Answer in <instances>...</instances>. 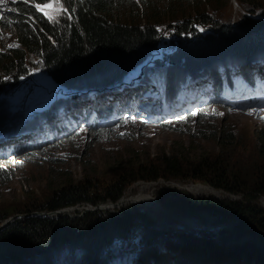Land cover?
Here are the masks:
<instances>
[{
	"label": "trees",
	"instance_id": "1",
	"mask_svg": "<svg viewBox=\"0 0 264 264\" xmlns=\"http://www.w3.org/2000/svg\"><path fill=\"white\" fill-rule=\"evenodd\" d=\"M51 1L17 2L12 5V11L0 20V32L6 30L11 32L19 48H9L6 53L0 52V94H5L6 88L16 83V76L23 78L30 73V69L23 66L25 57L32 59L36 63L34 68L47 75V82H44L48 88L46 94L49 91L56 94L54 100L45 102L43 107L31 108L24 122L18 121L8 125L6 124V121L10 120L8 114L4 112L0 114V135L2 132L18 135L34 133L32 139L29 138L25 145L17 148L0 147L2 162L8 161V158L13 156L18 159L23 153L24 156H29L50 141L72 135L73 131H70L72 124L75 128L84 129L91 135L101 134L109 130L111 124H121L128 120L130 116L121 111L126 107H134V115L137 118L139 116L144 123L136 109V102L141 96L133 94L131 88L137 84L144 88L142 93H146L152 85L157 89V99L161 108L158 118L161 125H165L164 118L172 115H168V112L179 105L176 101L178 93L197 80L204 78L209 81L211 90L209 96L214 100L218 99L221 93L236 89L230 74L233 70L239 72L246 88H255L259 84L255 78V71L259 64L264 63L261 61V56H264V20L260 19L261 16L255 17L256 19L251 18L259 10H252L254 0H236L237 3L246 5L249 10L234 23L214 20L210 13H199L198 9L193 15L182 12L180 19L165 22V25H162L163 30L168 33L167 38L163 39L165 51L161 56L156 55L151 61L149 58L161 50L160 21L155 20L142 26L119 22L120 14L113 16V12L119 11L122 4L129 0H60L63 11L54 21H50L35 8L37 3ZM168 1L181 5L182 1L190 0ZM196 1L195 3L199 5L202 0ZM139 3L143 7L150 5V0H141ZM262 14L264 17V11ZM135 70L137 73L132 76V82L121 86L124 81H129V75ZM140 71L142 75L137 79ZM223 78L229 82L221 84ZM172 85L175 87L173 88ZM124 89H126L124 95L118 100L121 108L114 113L118 102L106 104V100L112 97V92L120 93ZM76 92H79L78 100L73 98ZM9 97L11 95L5 97V100ZM183 98L186 99V96ZM5 100H0V107L3 109L6 107ZM207 103L213 105L211 100H207ZM216 107L220 105L216 104ZM192 111L196 113V117L199 115L198 109ZM177 118L187 119L188 114H180ZM230 135L231 133L228 134ZM230 162V159L222 161L220 158L216 161H201L196 169L192 170V175L188 179L208 183L214 189L222 190L232 196L243 195L246 200L264 197V172L260 169L261 176H255L251 180L241 178L234 175L236 173L233 172ZM183 169L182 163L175 158H164L155 167L146 169L140 166L137 172L140 173L137 174L138 178L130 180L135 182L137 179L142 181H156L160 178L180 179L183 176L181 172ZM7 175L6 169L0 165V185L8 180ZM235 179L240 180L234 181ZM83 183L84 181L77 186L69 184L68 190L63 189L64 191L53 193L49 199L41 202L44 205L35 206V203H32L30 209L16 212H53L58 209L75 208V202L85 199L79 198L84 195L82 192L79 193V187H91L86 182L85 185ZM125 186V183L119 182L104 189L94 197V202L117 201ZM125 197L122 198V202H125ZM71 200L74 202L69 203ZM176 200L178 201L176 207L199 223L205 220L203 217L217 221H225L233 217L264 234V210L243 205L238 201L196 199L192 196H183ZM87 219L89 222L84 224L80 231L77 229L74 235L65 239L59 236V239L66 241L68 240L66 238H71L70 243L85 254L90 264H96L98 259L96 251L106 247L111 240L119 237L130 238L136 219L144 221L147 227L156 225L155 221L145 214L128 210H123L114 218L101 217V213L97 211ZM65 223L69 221L63 217L31 218L12 222L0 231V264H49L48 247L60 242L56 241L55 230L52 229H60ZM81 231L83 237L77 240ZM147 233L152 240L153 237L165 238L168 232L147 229ZM246 233L237 234L243 236ZM175 235L182 241L179 243L188 256L200 251L202 253L214 251V255L220 248H224L223 244L218 247L213 246L211 234H207V237L182 233ZM216 235L225 238L236 233L222 232ZM147 240L149 241V238ZM148 241L146 243H149ZM245 245L231 248L234 256L237 257L249 248ZM94 249L96 250L93 255ZM214 257L216 258L217 255ZM253 257H248V261ZM257 258L264 260V255L258 253ZM248 261L240 260L235 264Z\"/></svg>",
	"mask_w": 264,
	"mask_h": 264
},
{
	"label": "rangeland",
	"instance_id": "2",
	"mask_svg": "<svg viewBox=\"0 0 264 264\" xmlns=\"http://www.w3.org/2000/svg\"><path fill=\"white\" fill-rule=\"evenodd\" d=\"M21 1L25 0H17V2ZM140 1H127L122 4L119 11L113 12V16H117L119 13V22L140 26L155 20L156 22L160 21L161 43L159 47L161 50L156 52L153 57L151 56L150 61L156 55L161 56L165 51L163 39L167 38L168 33L163 30L162 25H165V22L180 19L182 12L193 15L198 9L199 13H210L214 20L234 23L249 10L246 5H241L236 0H202L199 5L195 3L196 0L182 1L181 5L176 2L168 3V0H150V5L143 7L139 3ZM51 2L55 3V0ZM15 3L9 2L0 9L4 16L12 11V5ZM59 5V10L55 12V18L50 21L56 20L57 15L63 11L60 0ZM252 7V10H259L251 18L256 19L255 17L261 16L260 19L264 20L262 16L264 0H254ZM10 44H15L13 34L7 30L1 31L0 52L6 53L9 48L19 49L18 46L8 47ZM261 61H264V56H261ZM259 65L255 71V78L258 82H262L264 66ZM23 66L29 68L30 73L23 78L16 76V83L6 88L5 94H0V100H5V97L11 95L8 103L5 100V109L0 107V114L4 112L10 117V120L6 121L8 125H13L18 121L24 122L23 120L28 117L31 108L39 109L44 106L45 102L54 100L56 97V94L50 91L46 94L48 88L44 82H47V75L36 67L34 68L36 63L32 59L25 57ZM140 69L142 70V68ZM136 70L129 75V81H124L121 86L132 82L131 78L137 73ZM238 76L239 72L238 75L236 71L231 72V79L236 89L222 93L220 102L210 98L211 90L208 87V80L197 81L190 88L191 99L187 103L181 102L177 109L172 110L173 115L164 118L163 124L165 123V125H161L155 119L160 114L157 106L156 110L153 109V105L147 110L151 114L144 116L151 119L144 118L146 123H142L141 119L134 116V107H126L121 111L130 116L128 120L121 124H111L109 130L101 134L91 135L84 129L75 128L72 124L71 127L74 129L70 130L73 131L72 135L57 141H50L49 144H45L39 151L29 156H24L23 153L22 157L17 156L18 159L13 156L9 157L6 162L0 161V165L8 173V180L0 185V231L12 222L20 221L18 219L14 221L13 217L16 215L13 214H16V211L22 212L30 209L32 203H35V206H38L36 204L44 205L41 202H45L53 193L63 189L68 190L69 184L77 186L84 181L88 182L91 187L89 190L84 186L79 187V193H84L79 198L85 199H80L77 204L82 201L91 203V205H86L87 207L98 204V212L101 213V217L114 218L123 210H128L145 214L156 223L153 227H147L144 221L136 219L137 221L131 229L130 238H116L111 240V243L106 247L96 251L98 258L96 264H235L240 260L248 261V257L251 256L254 257L242 264H263L264 260L257 258V254L264 255V234L255 228L248 227L244 222L233 217L225 221L203 217L205 220L199 223L176 207L178 202L176 199L192 196L196 199L238 201L243 205L264 210V197L246 200L243 195L232 196L222 190L214 189L208 183L194 182L188 179L198 163L205 160L216 161L219 158L222 161L230 159L231 168L236 173L234 175L241 178L251 180L255 176H261L260 169L264 172V106L258 111L252 106L244 104L248 92L238 82ZM222 82L226 84L229 81L223 78ZM29 86L35 87L36 97L34 103L26 107L25 112H22L21 107L25 96L20 97ZM131 88L133 94H140L139 96L144 90L139 84ZM124 91L126 89L120 93L112 92V97L106 100V104L118 101L120 96L124 95ZM249 91H251V87H249ZM185 92L186 90H182L176 100L184 99ZM234 92H236L235 96H233ZM157 95L158 91L154 89V86H149L148 93L139 97L140 99L136 102V109L139 113H141L142 104L157 102ZM257 98V104H259L261 100L258 94ZM207 100H211L213 105L206 103ZM193 103L198 109L197 117L196 113L191 111L193 108H188V105ZM216 104H219L220 107H216ZM120 106L118 105L116 108ZM152 111L156 113L153 114ZM180 114H188V118L178 119ZM61 115L63 117V114ZM240 118L241 122H239ZM229 133H231L230 136H228ZM32 134L34 133L18 135L2 132L0 147L17 148L25 145L29 138L32 139ZM169 157L182 163L184 169L181 171L183 176L180 179L164 180L160 178L156 181L137 179L135 182H131L130 179L138 178L137 174L140 173L137 172L140 166L146 169L155 167L161 159ZM237 180L240 179L234 181ZM119 182L125 183L126 186L117 201L94 202L96 195ZM124 196H126L125 202H122ZM118 201L119 205L114 208L113 204ZM72 202L74 200L69 201V203ZM66 210V213L71 215L77 211L76 208ZM64 212L60 211L62 214ZM35 214L43 213H32V215ZM57 214L59 213L57 212ZM44 215H46L43 216L44 219H52L51 216L54 213H44ZM65 216L56 215L54 218H65ZM88 222L89 220L85 217L80 224L65 223L64 226H59L60 229H52V231L55 230L56 235L52 234L57 239L56 241H60L59 236L62 239L70 237L77 229L80 231L83 225ZM147 229H157L168 233L165 238L153 237L150 240ZM65 231H67L66 234H64ZM222 232L236 233V235L225 238L216 235ZM241 232L247 233L239 236L237 233ZM82 233V231L79 233L77 240L83 237ZM175 233L190 236L203 235L204 237L211 234L213 246L218 247L223 244L224 248H220L218 250L220 252L215 251L216 258L213 255L214 251L210 253L194 252L188 256L185 255L184 249L179 243L182 241ZM66 239L68 240L49 245V264H90L85 254L70 243L71 238ZM147 241L149 243H146ZM244 244L249 248L244 252L241 251L242 253L239 252L241 254L237 257L234 256V251L231 248L234 246L244 247ZM95 250H93V255Z\"/></svg>",
	"mask_w": 264,
	"mask_h": 264
},
{
	"label": "snow or ice",
	"instance_id": "3",
	"mask_svg": "<svg viewBox=\"0 0 264 264\" xmlns=\"http://www.w3.org/2000/svg\"><path fill=\"white\" fill-rule=\"evenodd\" d=\"M9 2L15 3L17 2V0H0V9H2L3 6ZM59 7H60L59 0H55V3L47 2V3L35 4L36 10L43 13V15L50 20L55 18V12L59 10ZM3 19H4V13L2 10H0V20H3ZM16 46L17 45L15 44L8 45V47H16ZM249 114H252V113H249Z\"/></svg>",
	"mask_w": 264,
	"mask_h": 264
},
{
	"label": "bare ground",
	"instance_id": "4",
	"mask_svg": "<svg viewBox=\"0 0 264 264\" xmlns=\"http://www.w3.org/2000/svg\"><path fill=\"white\" fill-rule=\"evenodd\" d=\"M186 77V76H185ZM153 78V77H152ZM181 79V78H180ZM187 79V78H186ZM191 79V78H190ZM204 79V78H203ZM183 80V79H182ZM164 81H165V79H164ZM198 81V80H197ZM202 81V80H201ZM214 82V81H213ZM188 84V83H187ZM194 84H195V82H194ZM233 85V84H232ZM188 86V85H187ZM172 87H173V85H172ZM175 87V86H174ZM173 87V88H174ZM121 89V88H120ZM119 89V90H120ZM116 90V89H115ZM114 90V91H115ZM170 90V89H169ZM174 90V89H173ZM164 91V90H163ZM102 93V92H101ZM164 103V102H163ZM166 105V104H165ZM162 106V105H161ZM96 110V109H95ZM102 110V109H101ZM197 111V110H196ZM153 112V111H152ZM156 113V112H155ZM154 112H153V114H155ZM71 115V114H70ZM242 117V116H241ZM242 120H241V118L239 119V122H241ZM73 122V121H72ZM73 129V128H72ZM75 133V132H74ZM21 134V133H20ZM70 134V133H69ZM18 136V135H17ZM20 137V136H19ZM35 137V136H34ZM84 179V178H83ZM85 183V182H84ZM85 185V184H84ZM194 189H200V188H197V187H193ZM191 189V188H190ZM206 189V188H205ZM191 190H193V189H191ZM197 194V193H196ZM197 195H199V194H197ZM145 201V200H144ZM75 208H76V206H75ZM90 210L93 208V207H88ZM64 213H66V212H64ZM18 215H16L15 217H17ZM20 217H21V215H19ZM15 221V220H14ZM82 221V219H80L79 221H77V222H75V223H79L80 224V222ZM40 262V261H39ZM134 262V261H133ZM135 263V262H134ZM32 264V263H31ZM40 264V263H39Z\"/></svg>",
	"mask_w": 264,
	"mask_h": 264
},
{
	"label": "water",
	"instance_id": "5",
	"mask_svg": "<svg viewBox=\"0 0 264 264\" xmlns=\"http://www.w3.org/2000/svg\"><path fill=\"white\" fill-rule=\"evenodd\" d=\"M120 201V200H119ZM119 201H118V203H115V204H113V207L115 208V206H118L119 205ZM36 217H39V216H46V215H44V214H41V215H35ZM13 218H15V217H13ZM12 218V219H13Z\"/></svg>",
	"mask_w": 264,
	"mask_h": 264
},
{
	"label": "built area",
	"instance_id": "6",
	"mask_svg": "<svg viewBox=\"0 0 264 264\" xmlns=\"http://www.w3.org/2000/svg\"><path fill=\"white\" fill-rule=\"evenodd\" d=\"M90 210L87 206L83 207V210L82 211H88Z\"/></svg>",
	"mask_w": 264,
	"mask_h": 264
}]
</instances>
